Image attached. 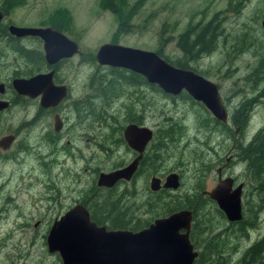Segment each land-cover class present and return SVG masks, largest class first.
<instances>
[{
  "label": "rangeland",
  "instance_id": "rangeland-1",
  "mask_svg": "<svg viewBox=\"0 0 264 264\" xmlns=\"http://www.w3.org/2000/svg\"><path fill=\"white\" fill-rule=\"evenodd\" d=\"M227 2L228 0H8L9 9L11 8L8 19L16 25L25 26L44 27L55 24L62 29L64 35L77 42L81 54L65 65L67 79L72 84L70 99L77 100L85 96L91 97L88 82L95 69L100 70L96 71L98 73H108L107 69H103L105 66L98 65L94 60V53L100 44L117 43L155 51L159 39L163 37L167 38L163 53L171 59L180 58L175 44L178 34L187 25L203 22L214 12L223 10ZM262 5L264 4L260 0H247L238 13L227 12L224 22L225 42H219L220 45L210 55L189 63L196 71H203L206 75L204 78L216 84L221 100L223 97L233 99L230 108L235 111L237 104H245L241 101L243 97H240L239 90L244 87L243 83L258 87L254 93L264 95V78L257 85L251 83V75L244 82L242 80L243 76L250 73L259 53L250 45L234 52L233 45L241 44L239 41H229L240 27L246 29L247 38H253V43L260 42L264 46V35L259 26L262 17L256 16L261 12ZM109 6L115 9L114 13ZM119 20L126 23L127 27L123 30L118 27ZM79 59L82 61L81 67ZM138 87L136 91L130 88L121 90L119 87V96H113L109 102L96 99L95 105L87 109L89 117L85 121L82 118L77 120V136L73 143L80 147V159H77V153L73 159L58 157L50 161V169L47 170L46 166L47 168L40 170L41 165H38L37 172L33 171V163L36 161L28 157H22V164L19 157L18 162H0V264H59L57 254L46 250V231L55 217L77 202L76 197L83 189L95 183L96 174L107 172L115 162L128 157L129 153L125 145L119 143L115 130L130 122L126 117L130 105L138 108H141L140 104L144 105L148 115L142 123L153 132L165 117L183 121V137L168 152L169 156L161 161L160 166L157 167V163L154 165L157 167L154 174L163 176L174 171L180 175L179 186L175 190L166 189L168 195L173 198L175 196L176 199L187 195L192 198L197 184H200L201 191L213 186L217 164L224 163L226 158L230 160L234 155L239 138L238 130H235L237 133L232 130L233 134L229 137L228 130L227 133L225 130L212 132L198 127L196 115L200 113V117L203 112H200L197 105L184 97L171 100L149 86L145 90L137 89ZM22 117L23 113L17 109L11 113L6 112L3 128L10 129ZM258 127L264 128V101L253 108V116L245 131H254ZM229 128H232V124ZM81 132L84 133L82 137L79 136ZM153 142L154 139L151 144ZM40 152L44 153L45 150L40 149ZM41 161L48 164L47 157ZM144 169L133 183H124L115 189L132 191L134 195L125 198L124 206L132 208L133 217L142 220L150 216L145 211L148 205L143 203L146 198L150 197V202L163 201L162 192L154 196L148 193L151 172L147 171L149 167ZM232 170L240 172V164L232 165ZM104 195V191L99 193L100 197ZM204 208L210 209V205ZM207 217L211 219L206 222L215 219L213 215ZM246 229L245 236L239 231L233 233L231 230L224 236L234 248L231 251L232 261L239 258L249 245L264 234V207L253 224L247 225Z\"/></svg>",
  "mask_w": 264,
  "mask_h": 264
},
{
  "label": "water",
  "instance_id": "water-1",
  "mask_svg": "<svg viewBox=\"0 0 264 264\" xmlns=\"http://www.w3.org/2000/svg\"><path fill=\"white\" fill-rule=\"evenodd\" d=\"M259 26L264 35V17L260 19ZM8 30L15 36H38L48 62L72 56L78 50L75 42L48 26L10 25ZM94 60L98 65L139 74L147 83L155 84L164 93L176 95L183 90L192 99L202 103L216 120L222 123L226 121V111L214 82L190 69L171 65L155 51L106 42L97 47ZM41 76L13 79L12 86L18 93L29 97L40 93L42 103H56L65 95V87L54 86L48 77L47 84L41 85ZM152 135L153 131L146 126L125 124L123 139L137 154L123 167L99 172L96 186L110 188L120 179L129 180ZM2 141L5 143L6 138L0 140V144ZM230 183V179L218 180L205 194L216 202L227 220L236 221L240 218V185L229 191ZM178 185V173L174 171L167 173L162 182L154 175L148 180V188L152 192L159 188L175 190ZM191 217V211L183 208L156 217L136 231L107 229L91 220L85 206L75 202L51 221L44 244L48 253L57 254L59 264H192L197 251L188 237Z\"/></svg>",
  "mask_w": 264,
  "mask_h": 264
},
{
  "label": "flooded vegetation",
  "instance_id": "flooded-vegetation-1",
  "mask_svg": "<svg viewBox=\"0 0 264 264\" xmlns=\"http://www.w3.org/2000/svg\"><path fill=\"white\" fill-rule=\"evenodd\" d=\"M10 9L8 0H0V140L6 138V142L4 143L2 141V144H0V162H18L17 157H19L21 160L20 164H22V157H28L36 161L33 163V171L37 172L38 165H41L40 170L47 168L46 166H48V170L50 169L51 165L49 164L50 161L52 162L58 157H69L73 159L77 153V159H80L82 157V154H80V147H77L75 143H73L75 137L77 136L75 134L77 120L82 118V120L85 121L90 115L87 109L95 105L96 99L100 101V97H98V94L95 92L93 87L88 85V93L91 97L86 98L85 96V98H78L77 100H75V98L70 99L72 84L70 79H67L68 77L67 72H65V65L75 56L81 54L79 46L76 41L71 39L77 45V52L72 56L60 57L54 62H48L45 58V53L42 48V40L38 36H15L9 33L8 27L10 25L38 27L14 24L10 19H8ZM48 27L53 28L52 26ZM78 62L79 66L82 65V61L80 59ZM37 75H42L40 77L41 85H46L48 78L54 86L63 85L65 87V95L54 104H48L46 102L42 103L40 100V93L33 97H29L27 95L18 93L12 86L13 79H27ZM246 79L247 78L243 76V82ZM148 84L149 83H142L137 85L139 86L137 89L141 88V90H145V87H148ZM252 84L257 85L255 82ZM84 85L85 84L83 83L82 86ZM243 85L244 87H240L239 90L240 97H243L241 98V101H244L245 104L243 102H240L243 105L239 106V104H237L236 111L235 109L233 110L230 108L233 99H226V97H223L221 100L220 98V101L223 103L224 109L226 111V121L223 123V128L226 132L229 130L230 124H239V126H232L234 132L235 130H238L239 138L237 137L238 140L235 147V152H233L234 148L232 147V152L234 155L231 157V159L229 160V158H226L224 163L217 164L215 167V182L209 189L211 190L218 180L223 179L231 180L230 186L228 187L229 191L234 189L237 185H240V218L236 221L227 220L223 212L217 207L216 202L205 194V191L209 190H202L201 193L207 197V202L210 205L209 216H215L214 214L218 212V216L223 217L224 219L223 220L220 218V222H215L214 220L211 221V223L213 221L215 223H213L210 228L208 238L218 233L221 236L226 232H229V230L234 231L237 229L238 223L241 221L244 223L246 222V218L255 220L257 215L261 212V209L264 207V178L261 174V170L264 169V151L261 153L262 147L264 146V128L258 127L254 131H245L247 123L253 116V108L259 106V103L264 101V95H258L254 93L258 87L247 85L245 83H243ZM137 86L132 85L129 88L132 89V91H136L135 89ZM115 95L119 96L118 94ZM246 95H248V97H246ZM192 101L195 102L196 100ZM137 102H139V100ZM140 106L141 108H138V106L134 107V105L129 106V113L126 114V117H128L130 122H126V124L134 123L144 126L142 122L145 116L148 114H146L144 105L140 104ZM15 109L23 113V117L21 121H19L15 126H12L10 129L6 130L3 128L6 112L11 113ZM211 117L214 118L213 116ZM196 120L197 125L200 123L199 116H196ZM123 127L124 125L119 130H117L116 137L118 138L119 143L122 142V144L125 145L129 155L127 158L115 162V165L110 170L125 166L137 154L136 151L126 145L122 136ZM79 128H81V125ZM82 135H84V133L81 132L79 136L82 137ZM228 136L230 137L229 133ZM152 140L153 135L152 138L145 144L141 153V157L138 160L136 169L131 175L130 179L127 181L120 179L116 181L110 188L116 189L119 185L124 183H133L134 179L140 175V171H144V167H149L147 152ZM40 149L45 150V152L41 153ZM145 155L146 157L144 158ZM44 157L48 158V164L41 161ZM235 163L240 164V172H234L232 170V165ZM151 175L159 177L161 182L165 176L150 173V176ZM178 179L180 184L179 173ZM92 187L98 190H101L102 188L110 189L102 186L97 187L95 179V183L91 184L90 187L83 189L80 192V195L76 198H82L84 191ZM161 189L164 188H159L156 191ZM96 193H100V191H97ZM77 202L79 201L77 200ZM211 211L214 213H211ZM192 220L193 216L191 217V223ZM226 225L231 228L228 229ZM189 234L190 233H188V237ZM195 250L198 253V249L196 248Z\"/></svg>",
  "mask_w": 264,
  "mask_h": 264
},
{
  "label": "trees",
  "instance_id": "trees-1",
  "mask_svg": "<svg viewBox=\"0 0 264 264\" xmlns=\"http://www.w3.org/2000/svg\"><path fill=\"white\" fill-rule=\"evenodd\" d=\"M246 1L247 0H228L226 7L223 10L214 12L207 20L203 22L198 21L193 25H187L186 28L178 34L175 42L176 48L180 52V58L171 59L163 53L167 39L163 37L160 38L161 40L159 39V45L155 52L173 66L190 69L202 76H206L203 71H196L195 67L190 66L189 63H195L205 55H210L220 45L219 42H225H223V39L226 37L224 32L226 13H238L241 6ZM260 2H263L264 4V0H260ZM108 8L114 13L115 9L112 6H109ZM256 16L262 18L264 17V5L261 7L259 15ZM50 26L60 32L62 31L58 25L52 24ZM125 26L126 23L119 20L118 27L123 30ZM238 29L239 30L236 31L237 33L234 34L235 36H233L229 41H239V44H241L239 46L233 45L234 52L246 49L250 45L259 53L258 59L254 62L253 68L249 70L250 73L245 76V78H247L251 75V83L255 82L258 84L261 79L264 78V75L262 76L264 72V46H262L260 42H256V44L253 43V38H247L248 35L246 34V29H240V27ZM96 68L100 69V66L96 65ZM103 69H107L108 73L105 71L98 73L100 70L95 69L88 85L93 87L95 92L98 94V97H100V100H103L104 102H109L112 96L117 94L119 87L125 90L127 88L129 89L132 85L137 86L142 83L147 84L141 75L134 72L108 66L103 67ZM148 86L159 92L162 96L168 97L171 100L177 97H184L189 100L190 103L197 105L201 110L200 112L204 113H202L199 117L200 123H198V127H203L204 129L212 132L224 130L223 123L212 118L203 105L199 102L192 101L194 99L189 97L185 91L182 90L176 95H171L162 92L155 84H148ZM103 113L107 115V112L104 110ZM199 114L200 113H198V115ZM182 122L179 121V118L173 119L171 117H165L163 122L153 132L154 142L150 145L147 152L149 160V169L147 171L155 173V171H157L156 168L161 165V161L169 156L168 152L171 151L172 148L176 146L177 141L183 137L184 127L181 125ZM235 125L239 126L237 123H232V126ZM119 129V127L116 128L115 135H117L116 132ZM232 130V128H229L228 130L230 136L233 134ZM263 151L264 146L262 147L261 153ZM145 157L146 155L144 158ZM155 163H157V167L154 166ZM261 174L264 178V169L261 170ZM197 185L198 186L193 192L192 198L187 195L184 198L178 197L179 199H176L177 197L174 196L173 198L168 195V192L164 189L156 192H151L149 190L148 193L151 194L150 196H154L155 194L158 195L162 192L163 198L161 199L163 201L150 202V197L146 198L143 203L148 205L145 211L150 216L143 220L133 217L132 208L124 206L125 198L134 195L132 191L125 188L121 191H116L115 188H102L101 190H98L92 187L84 191L82 198H78V201L85 206L89 213V218L96 224L104 225L107 229L123 228L131 231H136L147 226L156 217L167 215L179 209H188L191 211L193 216V220L190 225L189 239L193 248L198 249L197 256L193 260L192 264H264V234L260 239L247 247L243 251L242 255L234 261L231 259V251L234 248L230 246L229 240L224 237L229 234L228 232L221 236L218 233L208 238L212 224L220 222V218L223 219V217H219L218 212L215 211V222H206L211 219L207 217L209 216L210 209L204 208L209 204L207 202V197L201 193V189L199 187L200 184ZM97 191H104L105 195L100 197L99 193H96ZM193 198H195V200ZM245 220V223L243 221L238 223L237 229L234 231L232 230V232L236 233L239 231L242 236H245L246 225L248 224L250 226L254 221L251 218H246ZM220 225L223 226L222 224ZM226 227H228V225H226ZM229 228L231 227H228V229Z\"/></svg>",
  "mask_w": 264,
  "mask_h": 264
},
{
  "label": "bare ground",
  "instance_id": "bare-ground-1",
  "mask_svg": "<svg viewBox=\"0 0 264 264\" xmlns=\"http://www.w3.org/2000/svg\"><path fill=\"white\" fill-rule=\"evenodd\" d=\"M128 71V70H127ZM219 92V91H218ZM186 93V92H185ZM179 96V95H178ZM190 97V96H189ZM197 102V101H196ZM223 104V103H222ZM215 119V118H214Z\"/></svg>",
  "mask_w": 264,
  "mask_h": 264
}]
</instances>
